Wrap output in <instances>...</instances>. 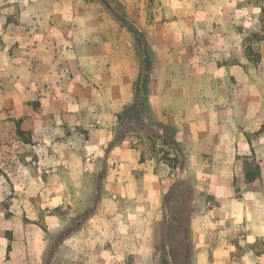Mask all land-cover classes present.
I'll use <instances>...</instances> for the list:
<instances>
[{
	"label": "crops",
	"instance_id": "0c3cea01",
	"mask_svg": "<svg viewBox=\"0 0 264 264\" xmlns=\"http://www.w3.org/2000/svg\"><path fill=\"white\" fill-rule=\"evenodd\" d=\"M239 3L0 0V264H162L185 181L193 264H264V39L255 60Z\"/></svg>",
	"mask_w": 264,
	"mask_h": 264
},
{
	"label": "rangeland",
	"instance_id": "374dc122",
	"mask_svg": "<svg viewBox=\"0 0 264 264\" xmlns=\"http://www.w3.org/2000/svg\"><path fill=\"white\" fill-rule=\"evenodd\" d=\"M239 5L244 9V13L239 12L241 21L238 32L242 35L245 43L253 50L254 59H259L258 43L264 39V0H239ZM254 16L253 21H248L247 17ZM143 43V39L141 41ZM142 72L146 74V58H142ZM145 78L141 80L144 84ZM146 99L143 95L138 97L137 105L129 111L130 122L128 127L136 128L138 120L146 113ZM183 194L182 199L177 201H167V208H173L171 216L160 225L162 239L157 247V253L160 255L162 264H193L192 249L189 243L188 228V210L192 204L194 188L188 182H182L178 185ZM261 250H264L259 245ZM131 264V263H130Z\"/></svg>",
	"mask_w": 264,
	"mask_h": 264
},
{
	"label": "trees",
	"instance_id": "16d2710c",
	"mask_svg": "<svg viewBox=\"0 0 264 264\" xmlns=\"http://www.w3.org/2000/svg\"><path fill=\"white\" fill-rule=\"evenodd\" d=\"M140 44H141V47H142V53H143V57L146 58V61H147V66H146V71H147V74H145V79L148 78V71L149 69L151 68V65H152V47L151 45L149 44V42L142 36H140ZM143 39V43H141ZM259 58V57H258ZM148 83L145 81L144 82V85H143V89L141 90V94L144 95L145 99L148 95ZM134 107L132 108H129L125 111V113L121 116V122H123V124L126 123V126L128 125V123L130 122V113L129 111L132 110ZM174 144V143H173ZM174 148L176 150V152L178 153V155L180 156L181 155V149L174 144ZM181 165L182 167L185 165V161L181 158L178 159V163L177 165ZM251 168L248 170V173H247V178H249L250 181H259L260 179V168L255 164V161H252L251 162Z\"/></svg>",
	"mask_w": 264,
	"mask_h": 264
}]
</instances>
